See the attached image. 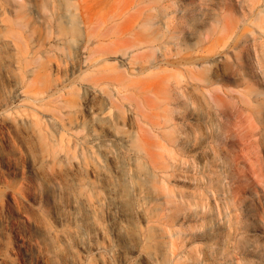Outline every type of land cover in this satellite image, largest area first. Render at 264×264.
Returning <instances> with one entry per match:
<instances>
[{
  "label": "bare ground",
  "instance_id": "6f19581e",
  "mask_svg": "<svg viewBox=\"0 0 264 264\" xmlns=\"http://www.w3.org/2000/svg\"><path fill=\"white\" fill-rule=\"evenodd\" d=\"M69 1L0 0V72L9 78L8 88L0 89V264L236 262L235 246L233 257L225 256L221 236L215 258L207 229L200 234L201 246L188 248L193 232L192 226L186 227L194 210L206 214L202 199L213 194L192 192L195 177L175 174L177 151L156 153L151 136L161 127L156 120L161 103L165 100L164 111L172 114V107L183 103L181 89H191L188 99L195 103L203 94L198 85L188 79L172 86L163 99L161 78L153 72L158 63L149 58L154 47H160L150 42L142 65L129 62L126 51L118 59L131 75L145 73V78L125 81L120 74L104 75L99 81L107 78V84L115 86L110 90L98 85L94 74L90 79L66 74L50 78L48 66L41 63L45 55L55 53L61 73L65 62L58 52L75 42L69 31ZM254 1L250 16L258 32L238 35L227 20L224 43L203 62L248 69L247 61L234 58V52L250 44L263 53L264 0ZM88 43L81 40L75 47L83 50ZM261 59L264 63V56ZM97 62L80 61L79 70L90 71ZM260 78L264 81V70ZM68 81L73 83L70 90ZM249 101L247 110L258 122L259 102ZM15 102L24 105L12 110ZM43 105L53 114L37 108ZM250 132L256 135L255 129ZM171 142L178 144L175 136ZM223 214L220 207V224ZM257 236L250 230L247 238L255 242Z\"/></svg>",
  "mask_w": 264,
  "mask_h": 264
},
{
  "label": "rangeland",
  "instance_id": "374dc122",
  "mask_svg": "<svg viewBox=\"0 0 264 264\" xmlns=\"http://www.w3.org/2000/svg\"><path fill=\"white\" fill-rule=\"evenodd\" d=\"M254 3V0H70L67 4L69 31L75 42L71 44L73 49L68 44L58 52L65 66L58 73L55 53L45 55L41 61L48 66L47 74L54 80L65 74L72 79H90L94 74L98 81L108 74H120L127 78L125 81L145 78V73L131 75L118 59L126 51L129 62L142 65L149 52L146 44L150 42L160 47H154L149 58L158 63L153 72L161 78L163 99L168 97L172 86H181L188 79L198 85L203 94L195 103L188 99L191 89L179 90L184 104L180 102L179 106L172 107V114L164 111L165 100L161 103L160 115L156 118L161 127L151 136L156 153H165L168 149L177 151L179 166L175 174L195 177L192 192L200 195L209 190L213 194L210 199H202L206 214L194 210L186 227L192 226L193 232L188 248L198 249L202 244L200 234L207 229L215 258L219 257L215 253L219 236L225 256H232L231 249L235 246L236 254L232 257L237 261L232 264H264V81L260 78L264 50L256 53L247 44L234 52V58L247 61L248 69L235 68L227 62L214 65L203 62L202 58L224 43L227 20L238 35L246 30L258 32L250 16ZM87 39V47L76 49V43ZM94 59L98 60L95 68L79 70L80 61ZM105 79L98 85L114 89ZM69 84L68 90L73 86L70 81L66 83ZM8 85L9 78L3 70L0 89L4 91ZM249 98L259 102L258 122L247 110ZM22 104L15 102L11 108L18 110ZM37 108L53 114L44 105ZM43 113L39 116L45 119ZM190 124L193 125L191 132ZM251 128L255 129V136ZM173 136L178 140L176 146L171 142ZM1 168L5 170L3 165ZM178 185L185 191L188 189V185ZM220 207L222 217L225 215L222 224L218 222ZM211 212L216 215L212 216ZM250 230L257 231L255 242L247 238Z\"/></svg>",
  "mask_w": 264,
  "mask_h": 264
}]
</instances>
